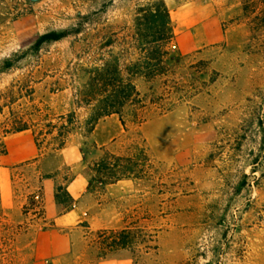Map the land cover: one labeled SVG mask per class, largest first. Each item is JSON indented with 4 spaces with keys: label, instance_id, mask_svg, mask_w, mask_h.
I'll use <instances>...</instances> for the list:
<instances>
[{
    "label": "rangeland",
    "instance_id": "obj_1",
    "mask_svg": "<svg viewBox=\"0 0 264 264\" xmlns=\"http://www.w3.org/2000/svg\"><path fill=\"white\" fill-rule=\"evenodd\" d=\"M153 2L169 12L174 61L136 86L169 109L125 127L111 115L89 133L92 108L75 94L109 51L139 57L122 39ZM53 32L63 37L33 49ZM263 96L264 0H0V264H264ZM71 112L63 149L39 136L38 150L33 131ZM13 116L31 127L22 137L4 134ZM107 163L123 176L114 194L94 171ZM45 182L67 207L58 225L45 219ZM131 222L135 253L100 236Z\"/></svg>",
    "mask_w": 264,
    "mask_h": 264
},
{
    "label": "trees",
    "instance_id": "obj_2",
    "mask_svg": "<svg viewBox=\"0 0 264 264\" xmlns=\"http://www.w3.org/2000/svg\"><path fill=\"white\" fill-rule=\"evenodd\" d=\"M134 33L129 37L130 41L122 39L124 45L139 52V57L128 64H120L118 57L108 52V59L101 66H92L88 72V79L85 83V91L77 92L75 97L78 100L75 105L79 107L83 104L87 108L91 107V113L85 125L87 132L91 133L97 122L105 117L117 115L123 127L125 118L129 122L140 125L145 121L146 113L152 109L166 112L169 109V102L163 98V94H142L137 86V78L149 81L164 75L174 61L169 51V45L174 39L173 27L169 17V12L162 2H153L146 6L139 7L134 11ZM63 36L56 33H49L41 36L33 49L38 50L45 42L58 41ZM114 34H110L106 42L107 45L113 42ZM115 41V40H114ZM86 50L91 52V44L86 43ZM123 73H126L124 75ZM264 106V96L262 104ZM1 110V108H0ZM58 124H48L46 132L35 129L33 131L35 145L40 150L41 143L39 136L50 137L47 147H51L52 152L63 149L71 131L75 129V113L71 112L65 116H58ZM31 124V123H30ZM31 126H34L31 124ZM30 125L18 116H13L10 122V129L4 130V134L20 133L30 130ZM41 142H44L42 140ZM7 153L5 145L0 141V155ZM113 158V156H109ZM96 173H104L98 179L102 185H110L122 179V175L117 171L116 166L111 163L105 167L94 169ZM57 192H63L69 202H73L71 196L62 187L57 188ZM59 196L54 197L57 214L61 215L67 211L66 205L60 207ZM110 236L111 246L116 250L129 249L135 253L138 245L141 244L142 231L137 222L125 224L123 229L109 230L101 232L100 236ZM148 248V247H147Z\"/></svg>",
    "mask_w": 264,
    "mask_h": 264
},
{
    "label": "crops",
    "instance_id": "obj_3",
    "mask_svg": "<svg viewBox=\"0 0 264 264\" xmlns=\"http://www.w3.org/2000/svg\"><path fill=\"white\" fill-rule=\"evenodd\" d=\"M24 132H20V133H17V134L19 135V137H22L20 135H24L23 134ZM73 182H74V180L70 183V185ZM119 183L120 182L118 181L117 183L107 185L106 186V192L107 193H110V194H114V193L118 192L120 190ZM44 186H45V189H44V201L46 203V206H45V210H46L45 215H46V218L45 219L52 218L53 221H54V223L56 225H58V224H60V223H62L64 221V219L66 218V215L65 214H61V215H58L57 214L54 199H52V201H51L50 188H49L48 184H46V182L44 183ZM68 188H69V186H68ZM53 198H54V196H53Z\"/></svg>",
    "mask_w": 264,
    "mask_h": 264
}]
</instances>
